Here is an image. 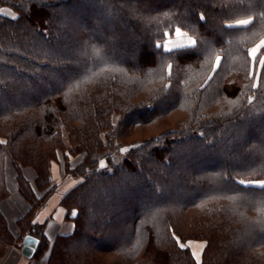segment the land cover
Instances as JSON below:
<instances>
[{"label": "trees", "instance_id": "obj_1", "mask_svg": "<svg viewBox=\"0 0 264 264\" xmlns=\"http://www.w3.org/2000/svg\"><path fill=\"white\" fill-rule=\"evenodd\" d=\"M177 30L195 43L168 51ZM262 42L264 0H0V200L7 159L49 194L84 155L47 264H264ZM12 237L0 212V259Z\"/></svg>", "mask_w": 264, "mask_h": 264}, {"label": "rangeland", "instance_id": "obj_2", "mask_svg": "<svg viewBox=\"0 0 264 264\" xmlns=\"http://www.w3.org/2000/svg\"><path fill=\"white\" fill-rule=\"evenodd\" d=\"M176 2H177V0H176ZM1 12L7 16H13V12L9 8L2 9ZM175 37H174L175 39L170 38L168 40L166 46H164V48L166 50H168V49L174 50L175 48H177V44H181L183 46H189V44H187L188 41L182 35L176 34ZM254 49L259 50V47L256 46ZM172 124H174V123L172 122L171 125ZM176 125H178V123ZM163 129H165V128L162 127L161 124H154V125L146 128V129H142V128L138 127V125H134L133 130L131 131V133L126 138V143L145 139L147 137H150L152 135L159 133ZM26 151H27L26 156L30 157V150H26ZM83 156L84 155H77V156H73L71 159L69 158L70 160H69L68 165L70 166V168H73V167L75 168L82 161ZM15 163L10 159H7V161H5V181H6V187H7V195L3 199H6L10 195V191L8 189V186H7L8 185L7 180L14 179L15 180V187H16L15 191L17 190V192H18V194H16V196H15V216L19 215V214H22V216L20 218H18L17 220H15V233H13L9 228L13 237H12V240H8L7 242L11 243L9 248L15 247L16 249L21 251V248L23 246L24 235L26 233L32 231V229H34V227H35L32 224H39L41 226L43 225L37 221L36 217H37V213L39 212V210L48 203L50 197H52L53 194L57 193L59 189L62 190L63 192L66 191L67 190V188H66L67 184L70 185V182H72V184L74 183V185L68 191V192H70L75 186H77L78 184H80L82 182V179L77 178V177H71L67 174L66 170L68 168V165H66L64 155L59 152L56 159L54 160V162L51 163L50 168H49L50 173H48V175L50 174L49 177H51L52 184L54 186H53V190L48 194L47 191L50 188V186L49 187L46 186L47 188H45L39 182H36V177L38 176L37 175L38 172L31 164H29L28 162L22 163L21 169H17L15 167L16 166ZM18 175L21 176L20 178H23V181H26L30 185V187L34 191L33 194H34L35 198H42V197L46 196V199L44 201H41V202H40V200H37V199L36 200L35 199L30 200L27 196H25L24 194L19 192L18 186H17ZM19 180H21V179H19ZM29 193H30V191H29ZM45 193H47V194H45ZM2 200H0V203ZM36 203H38L39 205L42 204L41 207L36 208ZM2 215H3V213H2ZM3 217H4V215H3ZM4 219H5V217H4ZM20 219H22V220H20ZM6 222H7V220H6ZM7 224H8V222H7ZM8 227H9V225H8ZM39 227L36 228L35 232H36V234H38L40 236L42 234L40 232L41 229ZM43 234H44L45 239H44L41 247H40V243H39L36 258H40L41 256H43L46 253V251L48 250V248L50 247V251L48 252L49 256L47 258V263H48L50 255L52 253L51 247H53L57 238L55 239V241L53 243H50V241H49V239H47L44 231H43ZM205 244H206V242H204V241L188 240L186 242H183L181 245H183L185 247L186 246L187 247H195L197 253L200 254L202 252L201 249H202V247H205Z\"/></svg>", "mask_w": 264, "mask_h": 264}, {"label": "crops", "instance_id": "obj_3", "mask_svg": "<svg viewBox=\"0 0 264 264\" xmlns=\"http://www.w3.org/2000/svg\"><path fill=\"white\" fill-rule=\"evenodd\" d=\"M182 36L186 38V40L188 41L187 44H189V46H182L179 48L190 47L193 45V43H191L192 41H194L192 37L187 35ZM168 40L164 43V46H166ZM179 48L177 47L175 49ZM7 184L8 189L10 191V195L6 199H3L1 201L0 211L3 213L5 219L7 220L10 230L15 233V220L20 218L22 214L15 216V196L16 194H18L17 190L15 191V180H7ZM73 185L74 183L72 184V182H70V185L67 184V190L64 192L59 189L57 193L53 194L52 197H50L48 203L44 207H42L37 213L36 219L39 223L44 225V232L47 239H49L50 243H53L55 239L61 235L70 234L74 229L73 223L67 220L66 209L61 204L62 198L70 190V188L73 187ZM189 248L191 249L195 260L198 263H201L204 247H202V252L200 254L197 253L195 247ZM49 251L50 247L43 256H41L40 258H36V254L38 252L37 248L34 255L31 258H27L23 256L21 251H19L15 247H10L0 259V264H47Z\"/></svg>", "mask_w": 264, "mask_h": 264}, {"label": "water", "instance_id": "obj_4", "mask_svg": "<svg viewBox=\"0 0 264 264\" xmlns=\"http://www.w3.org/2000/svg\"><path fill=\"white\" fill-rule=\"evenodd\" d=\"M39 239L31 235H26L23 239L21 253L27 258H31L39 245Z\"/></svg>", "mask_w": 264, "mask_h": 264}, {"label": "snow or ice", "instance_id": "obj_5", "mask_svg": "<svg viewBox=\"0 0 264 264\" xmlns=\"http://www.w3.org/2000/svg\"><path fill=\"white\" fill-rule=\"evenodd\" d=\"M249 23V21H241L240 24L242 26L247 25ZM177 35H184L183 33H180L179 30H177ZM191 43H195V41H192ZM262 44H264V42H262ZM183 45L181 44H177V47H182ZM159 47V45H158ZM169 51H171L172 49H168ZM251 54H252V58L254 61V66L255 67H259V68H264V59H259L257 60V55H258V50L257 49H252L251 50ZM124 151H127V149H124ZM241 183H243V181H241ZM260 187L264 188V184L260 185ZM181 247H183V245H181Z\"/></svg>", "mask_w": 264, "mask_h": 264}]
</instances>
